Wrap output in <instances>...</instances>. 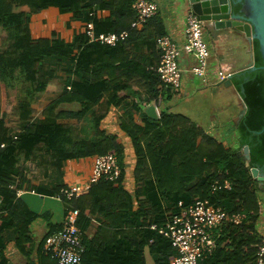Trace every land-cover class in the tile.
<instances>
[{"label": "trees", "instance_id": "1", "mask_svg": "<svg viewBox=\"0 0 264 264\" xmlns=\"http://www.w3.org/2000/svg\"><path fill=\"white\" fill-rule=\"evenodd\" d=\"M95 1L0 0L2 211H11L20 204L16 196L20 189L56 196L64 187L59 182L49 187L35 185L25 161L33 162L47 173L49 170L59 171L64 159L112 153L121 165V141L100 129L102 116L96 113L95 107L104 98L107 105L122 107L124 97L118 96V92L131 89L139 105L142 101L154 102L159 108L157 120L143 111H140L141 122L134 121L126 112L118 118L120 129L132 141L137 160L134 194L123 189L121 173L113 181L99 179L86 193L75 198L61 196L65 210H78L77 225L82 231L84 245L82 264H145L143 249L147 241H151L149 252L159 255L155 264H170L174 251L169 240L149 227L163 225L177 211L178 202L187 206L197 200H207L229 213L246 215L243 224L228 225L217 233L216 249L200 263L255 264L256 251L264 240L256 226L259 217H263L264 199L261 196L264 185L260 186L250 173V168L256 167L264 174V58L258 40L252 41L255 68L242 69L231 76L232 85L241 92L246 111L235 126L236 145L226 147L185 116L168 113L161 107L162 99H170L173 93L171 87L162 86L154 70L159 60L156 39L164 35L161 24L158 22L159 28L150 36L132 29V18L120 24H96L92 11ZM49 6L71 12L85 23L91 21L96 34L127 30L129 35L115 46L90 42L84 32L69 45L45 38L33 40L28 29L29 17L32 12ZM242 6L243 2H239L233 9L238 11ZM126 15H133V12ZM139 39L148 44L149 53L153 54L150 59L147 57V61L141 62L137 55L123 47L127 41ZM73 49L77 51L74 55ZM154 56L157 58L152 64ZM133 79L134 85L142 88L147 96H142L129 84ZM51 84L52 90L48 91L51 95H43ZM6 92L10 98L11 95L15 97L13 112H9L4 104ZM41 98L44 100L39 106ZM64 103H77L78 107L74 111L60 110ZM68 118L81 121V124L73 126L57 122ZM10 121L14 122L8 124ZM245 146L249 150L248 162L242 152ZM149 176L152 180L146 181V193L153 200L146 201L142 183ZM216 179H227L231 188L212 191L211 185ZM155 192L160 194V203ZM132 196L138 205L137 220L144 222L147 231L142 230L140 223L134 230H111L107 224L112 216L132 210ZM20 210L24 219L15 227L21 231L20 241L25 242L28 238L22 230H28L36 215L23 206ZM96 214L104 215L106 221L89 236L90 230L87 229ZM49 228L48 234H52L54 228ZM44 239L37 248V264H57L44 251Z\"/></svg>", "mask_w": 264, "mask_h": 264}, {"label": "crops", "instance_id": "2", "mask_svg": "<svg viewBox=\"0 0 264 264\" xmlns=\"http://www.w3.org/2000/svg\"><path fill=\"white\" fill-rule=\"evenodd\" d=\"M158 4L157 13L147 22L132 28L137 33L150 36L155 34L158 25L163 27L164 35H167L179 47L184 41V24L188 14V9L179 4V0H154ZM133 0H96L93 6V21L99 25L120 24L135 18V13L131 7ZM28 10L27 6H23ZM133 12V15H126ZM119 22V23H118ZM160 24H159V23ZM85 20L75 18L71 12H64L59 7L49 6L38 11L32 12L28 29L33 40L49 39L52 42L62 43L64 45L71 44L74 39L84 32ZM203 36L210 50L208 58V75L210 82L214 81L215 72L219 69L231 72L242 70L249 62V44L246 38L234 29L214 30L204 24ZM146 38V37H145ZM144 38V39H145ZM139 39L137 41H127L124 48L127 52L137 55L141 62L147 61L153 54L149 53L148 44ZM76 49L72 50V54H76ZM148 57V58H147ZM156 56L152 59V64L156 61ZM179 67L182 72L181 86L179 89L171 88L172 94L170 99L161 101V107L166 108L168 113L174 115H183L189 122H193L200 126L204 132L210 136L216 137L226 147L235 146L234 133L236 123L242 118L246 109L243 107V99L235 90L234 86H224L223 84H200L196 85L194 77L190 72L193 64V58L189 54L182 53L178 60ZM135 79L130 80L135 89L141 92L142 96L147 94L137 85ZM165 90V89H164ZM118 96H123L122 107L107 105L106 99H102L95 107L98 115L102 116L100 120V129L107 134L119 137L122 148L123 158L122 164L119 165L123 174L122 187L129 194L133 195L137 189L134 179V169L136 166V156L132 141L119 127L118 118L121 115L133 118L136 122H141L143 108L148 104H154L158 111L159 108L154 103H146L142 101L139 105L137 98L132 90L119 91ZM43 100V98H41ZM181 102L188 105L189 113L184 111L173 112L174 108L178 109ZM67 104H76V108L63 107ZM142 110H139V107ZM78 107L77 103L61 104L60 110L74 111ZM126 108V109H125ZM144 112V111H143ZM145 113V112H144ZM148 116V115H147ZM149 117V116H148ZM156 119V120H157ZM57 122L69 123L78 126L81 121L74 119H60ZM92 157L69 158L64 159L60 163L59 171L49 170L43 172L33 162L25 161L24 165L29 171V177L32 182L39 187H49L52 183L59 182L64 186L84 185L87 182L91 171ZM47 174V175H46ZM149 176L142 183L143 197L146 201L152 199L147 191L146 181H151ZM86 193V192H85ZM84 194V193H83ZM157 202H161L159 192ZM154 196L153 194H151ZM17 200L20 202L15 209L2 211L0 214V264H37V248L42 239L46 243L50 236L60 229L65 215V203L59 196H48L31 190L20 189L16 193ZM262 194L261 198H263ZM154 198V197H153ZM153 200V199H152ZM133 207L131 211H120L118 215L112 216L107 224L111 230H134L140 223L142 230L147 231L144 222L137 220V202L132 196ZM25 207L28 211L36 215L28 225V230L24 233L28 240L20 241L21 231L15 227L22 223L24 219L21 207ZM104 215L96 214L87 230H90L89 236L106 221ZM149 217V216H148ZM146 219H152L146 218ZM167 221V220H166ZM264 213L262 219L257 220V228L264 237ZM112 223L115 226H112ZM111 225V226H110ZM49 226L53 227L52 234H48ZM113 227V229H112ZM150 228V227H149ZM151 229V228H150ZM152 230V229H151ZM126 242L125 240L123 241ZM151 241H147V245L143 249L145 264H155L159 259V255L152 254L148 250Z\"/></svg>", "mask_w": 264, "mask_h": 264}, {"label": "built area", "instance_id": "3", "mask_svg": "<svg viewBox=\"0 0 264 264\" xmlns=\"http://www.w3.org/2000/svg\"><path fill=\"white\" fill-rule=\"evenodd\" d=\"M131 7L135 13V18L130 24L131 28L144 24L158 10V4L154 0H133ZM203 26L204 23L197 15L188 12L184 24V41L181 46L178 47L167 35L157 37L156 48L159 51V60L154 70L162 86L180 88L182 72L178 60L182 53L192 56L193 64L190 72L193 76L200 78L205 85L221 82L233 75L231 72L219 69L215 72L214 81L210 82L208 75L210 50L204 40ZM84 34L90 42L109 46L124 42L129 35L127 30L96 34L91 21L85 23ZM156 112L158 114L157 109ZM120 174L121 169L114 154L94 155L87 182L84 185L64 186L57 196H64L66 199L75 198L87 192L99 179L113 181ZM222 188L227 190L231 188L227 179L213 181L212 191ZM1 204L2 196L0 195V214L2 213ZM177 208V211L163 225H150L152 230H156L158 234L169 240L174 251L170 264H201L200 261L216 249L217 233L223 227L239 226L246 221L245 213H229L219 206L210 204L207 200H197L187 206H182V203L178 202ZM77 219V209L66 210L60 229L54 232L44 245V251L50 254L57 264H82L84 245ZM255 264H264V240L256 251Z\"/></svg>", "mask_w": 264, "mask_h": 264}, {"label": "water", "instance_id": "4", "mask_svg": "<svg viewBox=\"0 0 264 264\" xmlns=\"http://www.w3.org/2000/svg\"><path fill=\"white\" fill-rule=\"evenodd\" d=\"M239 2H243L242 8L234 11V4ZM245 2L246 0H179V4L182 7L187 8L188 12L197 15L206 26L217 31L234 29L240 32L249 44V62L243 69L249 68L252 70L255 68L252 57V41L254 39L258 40L264 58V0H249L255 13L254 17L249 15L250 9L247 10L244 7ZM253 11L251 10V12ZM231 76H228V79L218 84L230 86L232 84ZM235 90L241 95L240 91L236 88ZM243 107L246 109L244 100ZM143 111L154 120L158 117L156 106L152 103L145 106ZM242 152L246 162H248L250 159L248 148L245 146ZM250 173L254 180L264 183V174H261L258 168H250Z\"/></svg>", "mask_w": 264, "mask_h": 264}, {"label": "rangeland", "instance_id": "5", "mask_svg": "<svg viewBox=\"0 0 264 264\" xmlns=\"http://www.w3.org/2000/svg\"><path fill=\"white\" fill-rule=\"evenodd\" d=\"M194 82L196 83V85L198 84V85H202L203 83H202V81H201V79L200 78H198V77H194ZM51 86H52V84L46 89V91H44V93H43V95H51V93L50 92H48L49 90H52V88H51ZM6 94H7V92H6ZM13 95H11V98H10V95L9 94H7V96H6V103H4V100L2 101V103H4L6 106H7V108H8V111L9 112H13V108L15 107L14 105H13V103L15 102V97H12ZM44 100V99H43ZM41 102H42V99H39V101H38V105L39 106H41L40 104H41ZM188 105H184V102H181L180 104H179V106H178V109L177 108H174L173 109V112H178V111H186V112H188L189 113V109H188V107H187ZM63 107H69V108H73V109H75L76 108V104H67V105H64ZM34 112H38V108L36 109V107H35V110H34ZM12 122H14V121H12ZM11 121L10 122H8V124H10V123H12ZM259 185L260 186H262V185H264V183H259ZM262 213H264V205H263V212ZM263 223H264V221H262Z\"/></svg>", "mask_w": 264, "mask_h": 264}, {"label": "flooded vegetation", "instance_id": "6", "mask_svg": "<svg viewBox=\"0 0 264 264\" xmlns=\"http://www.w3.org/2000/svg\"><path fill=\"white\" fill-rule=\"evenodd\" d=\"M244 5H245L244 7L247 8V10L250 9V11H249V15L252 16V17H254L255 13H254V11H253V8H251V5H250L249 0H246V2H245ZM251 10H252L253 12H251Z\"/></svg>", "mask_w": 264, "mask_h": 264}]
</instances>
